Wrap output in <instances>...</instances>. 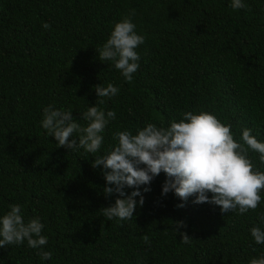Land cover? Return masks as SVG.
Masks as SVG:
<instances>
[{"label":"trees","instance_id":"16d2710c","mask_svg":"<svg viewBox=\"0 0 264 264\" xmlns=\"http://www.w3.org/2000/svg\"><path fill=\"white\" fill-rule=\"evenodd\" d=\"M242 2L0 0V217L18 204L25 221L40 218L48 238L37 249L26 241L0 248V264H249L264 256L249 231L264 229V190L256 210L224 214L194 196H162L161 172L131 219L109 221L100 209L116 197L105 198L103 171L91 166L116 145L114 132L167 127L184 112L215 115L238 143L246 128L264 142V0ZM125 17L144 37L130 82L97 52ZM109 83L119 92L100 107L116 118L100 150L58 147L41 125L44 108L79 119L98 99L94 86ZM244 147L254 171L264 172L260 154Z\"/></svg>","mask_w":264,"mask_h":264},{"label":"clouds","instance_id":"9594fccd","mask_svg":"<svg viewBox=\"0 0 264 264\" xmlns=\"http://www.w3.org/2000/svg\"><path fill=\"white\" fill-rule=\"evenodd\" d=\"M231 7L240 9L245 5L242 0H232ZM43 27L48 29L49 25L45 23ZM135 27L130 17L116 22L106 42L97 49L98 59L111 61L129 82L140 66L135 49L144 43V37L136 33ZM94 90L98 96L95 105L89 106L79 119L70 110L51 105L44 108L41 125L55 138L58 147L70 152L80 148L93 154L100 150L104 141L102 134L116 118L115 111H105L100 105L105 104V98L115 96L119 88L109 83L106 87L95 85ZM182 116L178 122L170 121L167 127L148 123L136 134L128 130L113 133L116 145L91 164L94 169L100 167L103 171L105 198L116 197L114 203L100 209L103 217L109 221L131 219L137 207L144 204L143 193L151 191V182L161 172L166 177L162 196L173 192L184 202L194 196V204L219 206L224 214L238 210L243 215L257 209L262 199L260 193L264 190V172L254 171L244 145L258 152L264 163V142H259L247 128L242 131L244 143L236 142L231 126L221 123L209 112H184ZM80 119L86 123L82 125L78 122ZM208 193L212 194L210 198ZM184 206L185 203L176 205L178 208ZM259 219L264 222V215ZM182 227H186L183 221L175 222L181 242L189 244L191 237L179 231ZM43 228L39 217L25 221L21 206L13 204L10 211L0 217V248L22 245L25 241L30 248H41L48 242L42 235ZM249 231L256 244H264V229L254 226ZM143 239L148 240L146 236ZM38 255L44 260L52 258L48 251ZM249 264H264V256L252 258Z\"/></svg>","mask_w":264,"mask_h":264}]
</instances>
